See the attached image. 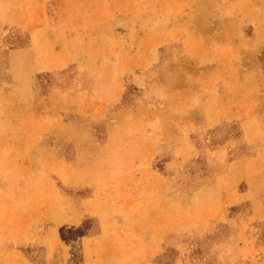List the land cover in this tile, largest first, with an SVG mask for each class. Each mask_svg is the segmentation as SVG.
<instances>
[{"label": "rangeland", "instance_id": "1", "mask_svg": "<svg viewBox=\"0 0 264 264\" xmlns=\"http://www.w3.org/2000/svg\"><path fill=\"white\" fill-rule=\"evenodd\" d=\"M0 264H264V0H0Z\"/></svg>", "mask_w": 264, "mask_h": 264}, {"label": "crops", "instance_id": "2", "mask_svg": "<svg viewBox=\"0 0 264 264\" xmlns=\"http://www.w3.org/2000/svg\"><path fill=\"white\" fill-rule=\"evenodd\" d=\"M2 252H3L4 254H5V253H8V254H12V253H14V255L19 256L18 254H16L15 250H12V249H10V248H7V249L3 250ZM21 259H22V258H21ZM23 261H24V260H23Z\"/></svg>", "mask_w": 264, "mask_h": 264}]
</instances>
